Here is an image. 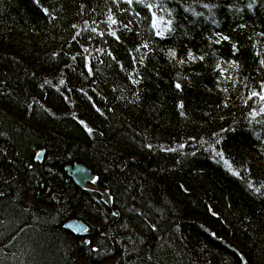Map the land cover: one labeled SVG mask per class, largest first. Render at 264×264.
<instances>
[{"label":"trees","instance_id":"obj_1","mask_svg":"<svg viewBox=\"0 0 264 264\" xmlns=\"http://www.w3.org/2000/svg\"><path fill=\"white\" fill-rule=\"evenodd\" d=\"M0 264H264V0H0Z\"/></svg>","mask_w":264,"mask_h":264},{"label":"water","instance_id":"obj_2","mask_svg":"<svg viewBox=\"0 0 264 264\" xmlns=\"http://www.w3.org/2000/svg\"><path fill=\"white\" fill-rule=\"evenodd\" d=\"M66 171L68 175L74 180L76 185L82 188H87L90 183H92L95 178L96 174L83 162L77 161L74 165V167H71L70 165L66 167ZM104 200L107 205H112V198L111 195L104 191L102 192ZM65 227L74 232L78 235H86L88 233V225L81 219L73 218L69 219L65 223Z\"/></svg>","mask_w":264,"mask_h":264},{"label":"bare ground","instance_id":"obj_3","mask_svg":"<svg viewBox=\"0 0 264 264\" xmlns=\"http://www.w3.org/2000/svg\"><path fill=\"white\" fill-rule=\"evenodd\" d=\"M44 154H45V149H40V150L37 151V153H36L35 160H36V161H42L43 158H44ZM75 163H76V162H74V163H70V164H67V165L65 166V169H66V167L69 166V165H70L71 167H74ZM90 169H91V168H90ZM91 170H92V169H91Z\"/></svg>","mask_w":264,"mask_h":264},{"label":"snow or ice","instance_id":"obj_4","mask_svg":"<svg viewBox=\"0 0 264 264\" xmlns=\"http://www.w3.org/2000/svg\"><path fill=\"white\" fill-rule=\"evenodd\" d=\"M90 131V130H89Z\"/></svg>","mask_w":264,"mask_h":264}]
</instances>
